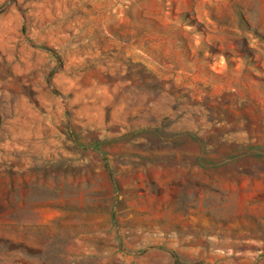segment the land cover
Wrapping results in <instances>:
<instances>
[{"label":"rangeland","instance_id":"1","mask_svg":"<svg viewBox=\"0 0 264 264\" xmlns=\"http://www.w3.org/2000/svg\"><path fill=\"white\" fill-rule=\"evenodd\" d=\"M0 264H264V0H0Z\"/></svg>","mask_w":264,"mask_h":264}]
</instances>
